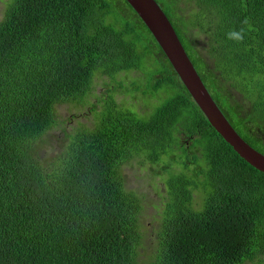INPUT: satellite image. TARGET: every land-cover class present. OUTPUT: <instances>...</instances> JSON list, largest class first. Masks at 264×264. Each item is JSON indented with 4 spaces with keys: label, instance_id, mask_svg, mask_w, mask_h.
I'll use <instances>...</instances> for the list:
<instances>
[{
    "label": "trees",
    "instance_id": "16d2710c",
    "mask_svg": "<svg viewBox=\"0 0 264 264\" xmlns=\"http://www.w3.org/2000/svg\"><path fill=\"white\" fill-rule=\"evenodd\" d=\"M156 2L220 110L264 154V0ZM137 72L129 85L119 77ZM84 111L94 120L78 127ZM126 168L159 180L151 228ZM0 264H264V173L210 125L125 0L6 4Z\"/></svg>",
    "mask_w": 264,
    "mask_h": 264
},
{
    "label": "water",
    "instance_id": "95a60500",
    "mask_svg": "<svg viewBox=\"0 0 264 264\" xmlns=\"http://www.w3.org/2000/svg\"><path fill=\"white\" fill-rule=\"evenodd\" d=\"M125 1L148 28L210 125L242 159L264 173V154L244 140L220 110L183 47L171 21L156 0Z\"/></svg>",
    "mask_w": 264,
    "mask_h": 264
},
{
    "label": "rangeland",
    "instance_id": "374dc122",
    "mask_svg": "<svg viewBox=\"0 0 264 264\" xmlns=\"http://www.w3.org/2000/svg\"><path fill=\"white\" fill-rule=\"evenodd\" d=\"M9 0H0V21L4 18V10L6 8V4ZM120 79H123L125 81L126 84H130L131 80L134 78H141L142 74L141 73H134V74H130L129 76H126L124 73L119 75ZM111 82V77L109 76H103L102 78H100L99 80L97 79V89H96V93L100 94L102 87L104 85H109V83ZM148 83V82H147ZM124 95V94H123ZM123 95H120L121 97ZM231 95L233 98L235 99H241L240 96L234 92H231ZM123 98H125L128 102L136 104V106H144L146 103L143 100H135L130 96H124ZM135 100V101H134ZM241 101V100H239ZM156 101H152V104H155ZM244 106V103L242 104ZM84 118H80L77 121V126L79 127L82 123H88V122H93L94 118L91 114H88L87 111H84ZM73 126H75L73 124ZM254 145V144H253ZM255 146V145H254ZM262 153V152H261ZM125 175L128 178V183L130 184L131 188H135L136 190L140 191V193L144 194L147 198L146 201L148 202V205L146 206V211H145V217L143 218V222L144 224L151 228L153 223L156 224L155 220L158 218L154 215L155 211L152 208V204H154V202L156 201V195L155 192L152 188V186H157L159 180H154L152 178L149 177L148 172L147 171H143V169L141 168H137L136 170H133L131 168H126L125 169ZM151 200H153V202L151 203V205L149 206V202H151Z\"/></svg>",
    "mask_w": 264,
    "mask_h": 264
}]
</instances>
